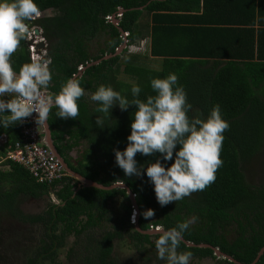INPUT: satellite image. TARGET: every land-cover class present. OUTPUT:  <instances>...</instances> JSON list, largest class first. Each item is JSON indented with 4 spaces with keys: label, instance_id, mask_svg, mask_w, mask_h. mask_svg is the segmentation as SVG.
Returning <instances> with one entry per match:
<instances>
[{
    "label": "trees",
    "instance_id": "trees-1",
    "mask_svg": "<svg viewBox=\"0 0 264 264\" xmlns=\"http://www.w3.org/2000/svg\"><path fill=\"white\" fill-rule=\"evenodd\" d=\"M36 3L40 12L52 11L28 21L29 27L40 29L41 36L48 41L45 54L53 73L46 88L50 96L58 94L61 85L80 66L84 69L77 77L85 92L91 94L101 84L111 85L131 100L132 86L139 85V98L146 100L148 95H155L150 83L153 78L175 73L192 106L190 118L206 119L211 109L219 105L230 128L223 134V165L216 172L215 182L166 206L157 202L146 168L157 159L165 167L170 166L175 150L173 160H164L159 153L149 156L138 153L135 159L138 166H143L141 177L125 176L115 163L114 149L122 151L127 147L135 105H129L125 111L114 106L104 117L101 128L95 123L97 116H104L96 112L100 105L94 101L88 105L84 95L78 101L77 119H61L56 116L58 109L53 108L47 124L55 140L67 135L87 142L85 153L92 160L90 165L77 162L76 169L81 175L104 185L121 181L135 194L141 211L138 218L141 229L151 224L167 230L183 222L182 215H193L198 219L185 231L184 240L207 243L241 263H250L264 245V181L249 184L241 165L264 150V0H36ZM118 7L124 9L119 16ZM111 15L118 19L116 25ZM122 32L126 33V42L119 54L85 67L113 53L123 42ZM143 38L148 39L147 55L126 52L128 45ZM28 42V39L21 41L11 57L17 72L32 61ZM148 57L152 60L146 61ZM152 61L155 64L150 66L147 62ZM18 127V123L0 127V133L4 132L8 142H13L18 137ZM4 153V147L0 146V155ZM1 162L9 170L0 171V212L43 228L36 244L24 252L23 264H61L58 253H63L65 238L69 235L77 238L108 219L106 205L110 200L120 197L121 208L126 212L130 208L129 203H124L128 199L124 188L75 189L76 181L71 183L67 175L47 184L36 181L15 162L3 159ZM50 188L59 202H48L40 213L32 215L16 209V199L41 197ZM149 208L155 215L145 218L143 211ZM123 221L119 219L122 225ZM231 222L237 231L227 241L221 230ZM117 226L105 230L96 240L88 236L85 264H113L109 256L111 241L123 234L137 245L151 244L148 234L136 229L122 231ZM158 235L153 237L157 239ZM177 251L209 255L212 249L181 242ZM225 262L236 264L227 259ZM261 262L264 251L254 264Z\"/></svg>",
    "mask_w": 264,
    "mask_h": 264
},
{
    "label": "clouds",
    "instance_id": "clouds-1",
    "mask_svg": "<svg viewBox=\"0 0 264 264\" xmlns=\"http://www.w3.org/2000/svg\"><path fill=\"white\" fill-rule=\"evenodd\" d=\"M39 15L36 0H0V127L23 123L34 114L37 125L47 127L53 108L58 109L56 116L65 120L77 119L80 114L78 101L85 95V89L75 74L61 85L58 94L48 96L42 90L52 81L50 61L32 60L23 64L18 72L13 67L11 57L20 48L21 41L32 40L28 37V21ZM39 39L32 40L29 45ZM150 83L155 95H148L146 100L139 98V85L132 86L133 98L129 100L111 85L103 84L92 93L91 100L100 105L96 112L104 114L95 120L101 128L104 117L114 106L118 105L122 111L129 105L136 106L127 147L122 151L114 149L115 163L125 176L141 177L144 174L143 166H138L135 159L138 153L145 156L159 153L164 160H173L175 150L170 166L165 167L157 159L146 168L157 202L166 206L203 191L215 182L216 172L223 165V134L230 124L223 119L219 105L211 109L206 119L190 118L188 112L192 106L184 87L178 85L175 73H169L165 78H153ZM177 145L180 146L178 150ZM103 185L96 182L93 187L97 189ZM112 187L120 188L123 184ZM143 215L150 218L155 213L149 208ZM189 227L190 221H183L170 229L159 230L154 241L159 259L166 260L167 264H190L192 253L177 251Z\"/></svg>",
    "mask_w": 264,
    "mask_h": 264
},
{
    "label": "rangeland",
    "instance_id": "rangeland-1",
    "mask_svg": "<svg viewBox=\"0 0 264 264\" xmlns=\"http://www.w3.org/2000/svg\"><path fill=\"white\" fill-rule=\"evenodd\" d=\"M50 14H52V11L48 9L40 12L39 16ZM142 17L144 16L142 15ZM29 28V38H32V40L43 38L41 36L40 29H38L40 31L39 34L35 35L33 33L34 26ZM43 41L45 47L42 51L45 52L48 41L46 39H43ZM30 42L31 40L28 42V48ZM147 49L148 39L143 38L138 40V42L135 44L128 45L126 47V52H140L147 55ZM150 58L151 57H148V60L146 61H149ZM150 60H152V58ZM147 63H150V66L155 64V62L153 64V61ZM91 95V93L85 92L86 102L88 105H93ZM241 170L244 174L245 180L249 184L259 185L263 183L264 150H259L254 156L250 158L248 162L243 163L241 165ZM16 200L17 210H19L24 215H32L40 213L48 202L56 203L57 198L53 195L51 190H48V192L43 194L41 197H22ZM106 208L108 211V220L101 221L97 226L84 231V233H81L77 238H74L72 235H69L65 238V243L61 248L63 253H58V260L61 262V264H85L83 257L86 253L84 248L86 243L88 244V236L96 240L98 236H100L105 230L111 229L112 219L115 215L117 216V214H114L117 210L114 207L113 201L108 202ZM129 215L127 218L128 222H130ZM181 217L184 221H190V226L194 224L195 220L192 217L187 218L185 215H182ZM234 227V224H229L224 228V234L227 240H231L233 238L235 234ZM42 231L43 228L40 224L23 223L13 217H10L4 212H0V264H23L24 252L29 247H32L36 244V240ZM127 242L129 243V240L122 236L119 239L116 238L113 240L112 251L109 255L110 259L113 261V264H167V261L159 259L158 255L150 254L147 251L144 253H139L134 251L133 248L130 249L127 246ZM69 249L71 251L67 253L66 251Z\"/></svg>",
    "mask_w": 264,
    "mask_h": 264
},
{
    "label": "flooded vegetation",
    "instance_id": "flooded-vegetation-1",
    "mask_svg": "<svg viewBox=\"0 0 264 264\" xmlns=\"http://www.w3.org/2000/svg\"><path fill=\"white\" fill-rule=\"evenodd\" d=\"M41 131H42V127H41ZM66 138H62L60 140H55V138L52 136V133L50 131V137L52 139V142H53V145L54 147L56 148L58 154L60 155V157L62 158V162H64L66 168H68L69 170H72L73 172L75 173H78V165H77V162H81V163H88V165L91 164V160L92 158H90V156L88 154H86V149H87V142L84 141V139L82 138H76V139H71V138H68L67 135H64ZM61 162V164H62ZM65 166L62 164V167H63V172L65 173V175L69 176L70 177V182L73 183L74 181H76V185H75V189L79 188V187H82L80 184V181L77 180L76 178L70 176L68 174V172L66 171L65 169ZM81 175V174H80ZM100 175V174H99ZM83 176V175H81ZM85 177V176H83ZM87 178V177H85ZM90 179V178H89ZM93 180V179H91ZM95 181V180H94ZM115 182H121V181H115ZM114 183V182H113ZM123 183V182H121ZM101 184V183H100ZM112 184V183H111ZM110 185V184H108ZM127 187V186H126ZM128 188V187H127ZM112 189V188H111ZM129 189V188H128ZM48 190H51L48 189ZM47 190V192H48ZM126 191V190H125ZM130 191V189H129ZM52 192V190H51ZM53 193V192H52ZM133 199H134V203H135V206H136V210L135 208L133 207L132 205V201L128 198L127 200H124V203L127 204L129 203L130 204V208L128 210V212H126L123 208H121L120 206V202L123 201L122 198H116L114 199L113 198V204H114V207L116 208V212L114 214H117V216L115 215L112 219V227L110 230L113 229V226H117V229H121L122 231H124L125 229H129V230H132V229H136L137 231H140L141 233L143 234H148L149 235V240L151 242V244L149 243H143L142 245H137L133 240H131L130 238H128L126 235H122V237H125V239H128L129 240V243L127 242V246L130 248V249H134V251L136 252H139V253H144L145 251H147L148 253L150 254H154V255H157V249L155 247V243L154 241L156 240L153 236L155 234H159V233H145L143 231H148V230H152V229H163L161 225H149L146 229H141L138 225V218L140 216V208H138V205H137V202H136V197H135V194L132 193L130 191ZM127 194V193H126ZM54 195V193H53ZM128 197V195H127ZM55 201V200H54ZM111 200L109 202H112ZM59 202V200L57 199L56 203ZM51 203H55V202H51ZM140 207V206H139ZM107 211V210H106ZM131 212V213H130ZM144 212V211H143ZM132 215V223L131 222H128L126 221L127 218H128V215ZM106 215H108V211L106 212ZM130 215H129V219H130ZM187 216V218H190L192 217L194 220L197 218L196 216H193V215H185ZM108 218V217H107ZM120 218H123L124 219V225H122L121 223H119V219ZM198 219V218H197ZM103 220H108V219H103ZM101 220V221H103ZM111 220V219H110ZM183 220V219H182ZM100 221V222H101ZM184 221V220H183ZM122 222V223H123ZM132 225V226H129V224ZM195 223V221H194ZM229 224H234L233 222L231 223H228V224H224L222 227V230L221 232L223 233V235L225 236L224 234V228L229 225ZM234 232L236 234V231H237V228H236V225L234 224ZM234 234V236H235ZM116 239V238H114ZM111 241V251H112V243H113V240ZM117 239H119L117 237ZM227 240V239H226ZM188 241V240H186ZM229 241V240H227ZM188 242H191V241H188ZM193 243V242H191ZM134 244H136L134 246ZM194 244H200V243H194ZM202 244H207V243H202ZM190 247H193V246H190ZM198 247V246H196ZM201 247H206V246H200ZM210 248V247H209ZM217 248V247H216ZM212 249V248H211ZM218 249V248H217ZM219 250V249H218ZM221 251V250H219ZM222 253H225L223 251H221ZM111 253V252H110ZM226 254V253H225ZM228 255V254H227ZM230 256V255H229ZM215 259H218V260H215ZM234 259V258H233ZM111 260V259H110ZM226 258L220 256V255H216L214 253V251L212 250L211 254L209 255H201L200 253H192V258H191V261H190V264H227L225 262ZM228 260V259H227ZM230 261V260H229ZM260 264H264V262H261Z\"/></svg>",
    "mask_w": 264,
    "mask_h": 264
},
{
    "label": "built area",
    "instance_id": "built-area-1",
    "mask_svg": "<svg viewBox=\"0 0 264 264\" xmlns=\"http://www.w3.org/2000/svg\"><path fill=\"white\" fill-rule=\"evenodd\" d=\"M34 42L29 49L33 50ZM42 91L47 95L46 89ZM18 126V137L13 142H8L7 135L0 133V146L4 147L5 152L2 159L17 163L39 182L50 184L64 176L61 162L41 142L42 124L37 125L35 114L18 123Z\"/></svg>",
    "mask_w": 264,
    "mask_h": 264
},
{
    "label": "water",
    "instance_id": "water-1",
    "mask_svg": "<svg viewBox=\"0 0 264 264\" xmlns=\"http://www.w3.org/2000/svg\"><path fill=\"white\" fill-rule=\"evenodd\" d=\"M123 11H124L123 8L118 7V8H117V11H116L117 16H119ZM111 18H112V23L116 25L117 22H118V19L115 18L114 15H111ZM33 33H34L35 35H38V34H39L38 28H33ZM122 36H123V38H122L123 42H122L120 45H118V46L116 47V49H115V51H114L113 53L105 54V55H103L101 58L89 62V63L86 64L85 67H87V66H89V65H92V64H96V63H98L101 59H106V58H109V57H111V56H114V55L119 54V53L121 52V50L125 47V42H126V41H125V40H126V39H125V36H126V33H125V32H122ZM32 45H33L34 53L37 54L38 56H40L38 61H45V60H48V57H47L46 54H41V51L44 50V47H45V45H44V41H43V38H42V39H39L38 41H36V42H35L34 44H32ZM83 69H84V67H80V68H78V71L75 73V75H76V76H77V75H80L81 70H83ZM72 76H73V75H72ZM47 95L50 96V95L48 94V91H47ZM42 128H43V131H42V132H43V134H44V139L41 140L42 143H43V144H44V145H45V146L51 151V153H52V154H53V155H54V156H55L60 162H62V158H61L60 155L58 154L56 148H55L54 145H53L52 139H51V137H50V129H49V127H48V124H47V127L44 126V125H42ZM62 164L65 166L64 162H62ZM65 169H66V171L68 172V174H69L70 176H72V177H74V178H76L77 180L80 181V183H81L80 185H81V186H85V187H93V184L96 183V181H94V180H91V179H89V178H85V177L81 176L80 174L75 173V172H73L72 170H69L68 168H66V166H65ZM121 184H123V187H120V188H124V189L126 190V193H127V195H128V198L132 201V205H133V207H134L135 210H136V206H135V203H134V199H133V197H132V195H131L129 189L126 187V185H125L124 183H121V182H114V183H112V184H110V185H103L102 187H100V189L107 190V189L114 188V187H112V185H121ZM76 189H77V188H76ZM159 230H160V229H152V230L143 231V232H145V233H159ZM182 242H184V244L187 245V246H198V247H200V246H206V247H210V248H212V250L214 251V253H215L216 255H220V256H222V257H224V258H226V259H228V260H230V261H232V262H234V263H236V264H244V263H241V262H239V261L233 259L231 256H229V255H227V254H225V253H222V252L219 251L216 247H213V246H211V245H209V244H202V243H200V244H194V243L188 242V241H186V240H184V239L182 240ZM263 251H264V245H263L262 247H260V249L258 250V252H257V254H256V256H255V258H254L250 263H247V264H254V263L256 262V260L259 258V256L262 254Z\"/></svg>",
    "mask_w": 264,
    "mask_h": 264
},
{
    "label": "crops",
    "instance_id": "crops-1",
    "mask_svg": "<svg viewBox=\"0 0 264 264\" xmlns=\"http://www.w3.org/2000/svg\"><path fill=\"white\" fill-rule=\"evenodd\" d=\"M262 26V25H261ZM263 26H264V24H263ZM40 32V31H39ZM32 41V40H31ZM45 52L44 51H42L41 52V54H44ZM39 57L40 56H38L37 54H35V53H31V59L32 60H39ZM48 61V60H47ZM42 131H43V128H42ZM63 137L64 138H66L64 135H63ZM62 137V138H63ZM55 138V137H54ZM44 139V134H43V132H42V134H41V140H43ZM2 158H3V155L1 156L0 155V171H8L9 170V166L7 165V164H3V162H1L2 161Z\"/></svg>",
    "mask_w": 264,
    "mask_h": 264
}]
</instances>
